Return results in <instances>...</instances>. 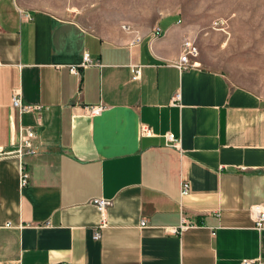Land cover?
<instances>
[{
	"label": "crops",
	"instance_id": "0c3cea01",
	"mask_svg": "<svg viewBox=\"0 0 264 264\" xmlns=\"http://www.w3.org/2000/svg\"><path fill=\"white\" fill-rule=\"evenodd\" d=\"M64 1L0 0V147L17 144L19 126L36 133L26 184L20 160L0 157V264L264 259L250 211L264 206V77L234 81L197 59L179 69L190 33L176 15L157 21L159 37L155 27L115 37ZM15 90L38 107L20 115ZM101 197L103 212L92 203ZM182 217L195 226L174 232Z\"/></svg>",
	"mask_w": 264,
	"mask_h": 264
},
{
	"label": "rangeland",
	"instance_id": "374dc122",
	"mask_svg": "<svg viewBox=\"0 0 264 264\" xmlns=\"http://www.w3.org/2000/svg\"><path fill=\"white\" fill-rule=\"evenodd\" d=\"M61 5L68 14L79 11L87 27L115 37L118 29L143 35L161 17L176 15L203 66L234 81L264 77V0H65Z\"/></svg>",
	"mask_w": 264,
	"mask_h": 264
},
{
	"label": "built area",
	"instance_id": "2783aa9c",
	"mask_svg": "<svg viewBox=\"0 0 264 264\" xmlns=\"http://www.w3.org/2000/svg\"><path fill=\"white\" fill-rule=\"evenodd\" d=\"M26 18L29 19V15L26 13L24 14ZM162 32L159 27H155L153 29V36L159 37L161 36ZM198 55V49L197 46L190 40H185L182 44V50L181 55L179 56V62L176 64L179 69L185 70L189 68L196 67L198 65V62L196 60V57ZM92 59L90 58V55L88 52H85L83 55L82 60V67H87L91 65ZM72 72H76V69L74 67H71ZM139 77V69L136 68L133 70V76L132 78L136 79ZM173 100H179V93H176L174 95ZM12 105L15 107L19 114H23L24 112L32 111L38 106H34L31 104H28L24 102L22 94L20 90H15L12 94ZM104 108V106L100 105H94L89 107V113L90 115H96L99 114L100 111ZM150 128L146 125L142 126V134H149ZM18 138H17V144L14 145L10 149H5L0 147V157H8V156H16L20 160V165L22 166L20 168V174H19V182L20 184L24 185L27 183L28 180V173L23 169V159L27 155H33L36 153L35 145H34V139L36 137V133L30 126H19L18 129ZM165 138V145L172 147L178 151H182L181 147V140L178 136H176L174 133L167 132L164 135ZM189 191V184L187 182H182L180 185V194L183 196L187 194ZM92 203L98 208L100 212H103L107 206L110 204V201H108L105 198H94L92 200ZM254 226L256 229L260 230L264 227V206L260 203L253 204L250 208ZM143 224V222H141ZM190 226H195L194 223H191L187 221L184 217L181 219V224L178 228H175L173 231L177 232V230H185L189 228ZM94 237L97 239L100 237L99 233L96 232L94 234ZM237 264H264V259L262 258H244L240 260Z\"/></svg>",
	"mask_w": 264,
	"mask_h": 264
}]
</instances>
